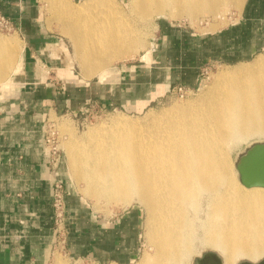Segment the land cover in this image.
<instances>
[{"label": "bare ground", "instance_id": "bare-ground-1", "mask_svg": "<svg viewBox=\"0 0 264 264\" xmlns=\"http://www.w3.org/2000/svg\"><path fill=\"white\" fill-rule=\"evenodd\" d=\"M40 1L65 21L61 33L84 75L104 80L112 76L111 62L145 46L141 31L114 36L120 27L115 19L122 17L109 0ZM243 2L129 0L128 6L145 23L156 15L193 23L200 15L221 18ZM17 39L0 36V90L22 70V58L13 66ZM242 63L220 73L198 102L165 109L146 127L117 117L110 126L90 129L85 140L71 137L66 144L72 178L84 183L85 193L123 207L135 198L146 209V234L156 251L139 264H180L195 248L197 227L200 241L218 249L223 264L264 255V187L242 185L228 160L241 141L264 135V52ZM11 68L14 75L7 77Z\"/></svg>", "mask_w": 264, "mask_h": 264}, {"label": "crops", "instance_id": "crops-1", "mask_svg": "<svg viewBox=\"0 0 264 264\" xmlns=\"http://www.w3.org/2000/svg\"><path fill=\"white\" fill-rule=\"evenodd\" d=\"M1 15L24 39L20 80L29 88L0 100V264H50L55 242L51 204L55 179L66 190L69 257L97 264L132 263L139 249L141 210L132 207L113 216L91 211L71 191L63 160L57 169L49 165L43 138L46 121L52 113L78 109L84 97L97 98L104 91L106 102L141 106L177 83L195 88L200 71L210 61L255 57L264 49V0H244L234 22L208 33L163 22L156 59L121 74L117 83L103 85L104 90L101 83L72 81L68 63L63 67L64 59L45 53L53 41L37 24L35 0H0ZM57 43L55 50L63 54L64 46ZM45 70H56L61 77L49 76Z\"/></svg>", "mask_w": 264, "mask_h": 264}, {"label": "rangeland", "instance_id": "rangeland-1", "mask_svg": "<svg viewBox=\"0 0 264 264\" xmlns=\"http://www.w3.org/2000/svg\"><path fill=\"white\" fill-rule=\"evenodd\" d=\"M73 3H81L83 0H70ZM113 3V7L120 12L121 19H115L116 25H120L118 29L113 31L116 33L114 36H120L126 32H134L135 37H137L138 33L141 31V36L144 39L145 46L140 47L137 51L133 52L131 55H127L121 59H117L111 62L110 67L112 69V76L102 80L98 77L97 74L87 76L82 74L81 66L79 61L77 60L73 45L70 40L61 33V27L63 20L58 19V12L52 11L45 3L40 0H35V14L37 15V24L40 29L43 30L44 34L51 36L53 44L50 43L54 50L56 49V44L62 45L63 54L59 50H49V46L45 53L50 57L60 56L61 59H64V63L66 67L67 63L69 66V71L74 72L78 79H84L85 81H78L75 77V82L84 83L86 81L101 83V88L104 85L106 87L107 83H117L120 79L121 74L125 75L129 70L135 69L138 70L140 66H148L149 62L156 59V54L159 49V41L161 39L160 26L164 23H171L174 26L185 27L186 29L193 31L195 33H208L211 31L219 30L223 27L230 25L237 18L238 13H240L241 9L233 8V6L229 7L224 14L216 19L210 17L209 15H200L198 20H195L193 23H190L185 18H170L163 15H156L151 21L145 23L142 19L138 18V14L133 13L130 10L129 0H109ZM113 8V9H114ZM232 8V9H231ZM89 8L88 10H90ZM93 10V9H91ZM90 10V11H91ZM109 10V9H108ZM236 10V11H235ZM163 16V17H162ZM1 28V27H0ZM80 29V28H79ZM137 35V36H136ZM0 36L2 37H18L19 41V49L18 53H16V63L13 64L15 67L20 58H25L26 48L24 39L18 30H6L0 29ZM134 39L131 40L127 45L134 44ZM65 48V49H64ZM145 48V49H144ZM55 52V53H54ZM264 52V49L261 53ZM146 55V56H145ZM253 58V57H252ZM252 58L244 59L242 61L237 62H225V61H210L206 63L202 70L200 71L199 80L195 88L189 89L182 84H175L170 88L169 92H162V94L153 99V101L148 102L147 104L142 103L141 106H136L135 104H127L122 101L116 102H106L103 98L107 95L106 91L99 92V97L97 98H85L83 99V103L80 105L78 109H68L64 108L63 111H59L57 114L52 113L49 116V122L52 123L54 129L58 132L57 138V146L60 149L61 160L64 162V166L67 172L68 177V185L70 186L71 191L76 192L85 202V205L92 211L100 215H118L132 207H138L142 212V228H141V236L139 240V249L136 259L130 264H139L143 260V258L148 254L152 255L156 249L150 242L146 230V220H147V211L143 205L139 204L135 198L129 205H125L124 207L118 204H114L111 202H106L102 199H95L91 195L84 192V183L82 181L76 180L72 178L71 170L69 167V162L67 159V150L65 148L66 144L70 141V138L76 137L79 140H85L87 135L89 134L90 129H94L97 127H107L110 126L112 121L117 117H124L131 120L138 121L141 127H146L149 122L153 123V115L162 114L166 110H169L175 105H188L196 103L202 97L203 92L206 88H208L215 78L224 71L233 70L245 61H251ZM21 60V59H20ZM1 65V64H0ZM12 66V67H13ZM13 67V69H14ZM23 69V67H22ZM59 71V69H57ZM22 70L14 76L12 82H8L5 89L0 90V100L8 99L13 96H16L19 91L23 89H28L29 86H25L21 83L20 74ZM125 73V74H124ZM13 74V70L8 72V76L10 77ZM14 75V74H13ZM49 76H60L55 72H50L47 74ZM61 77V76H60ZM66 78V76L64 77ZM6 79V78H5ZM65 80V79H64ZM64 80L62 82H64ZM184 86L187 88V92L185 95L180 96V94L176 90H172L178 86ZM209 85V86H208ZM207 86V87H206ZM206 87V88H205ZM104 90V88H102ZM166 109V110H165ZM164 110V111H163ZM66 127V128H65ZM255 142H264V135L262 134H254L250 137L246 138V140L241 141L238 145H236L230 153L228 154V160L230 161L231 168L234 172L235 178L239 181L238 171L236 169V162L239 159L240 155L245 152V150ZM84 143V142H81ZM58 167V166H57ZM57 167L55 169H57ZM59 180V179H58ZM61 181V180H60ZM240 182V181H239ZM63 184V182H62ZM75 185V186H74ZM64 192L66 193L65 186L63 184ZM65 221H64V239L63 236L59 239L55 235L54 246L52 247L53 257L51 259L50 264H55L56 259H60L62 264H97L90 261H81L73 259L69 257L67 253L66 247V238H67V227H66V210H65ZM203 216V215H202ZM145 222V223H144ZM55 229V227H54ZM63 232V231H62ZM203 232L200 227H197L195 232V248L190 256L184 259L180 264H194V260L197 257H200L203 253L207 251H212L217 253L222 259V253L211 246L203 244L200 241ZM57 240V242H56ZM68 255V256H67ZM145 255V256H144ZM264 258L262 255L256 261H251L245 257H240L236 260L235 264H238L241 261L247 260L253 263ZM117 264V263H110ZM143 264V263H142Z\"/></svg>", "mask_w": 264, "mask_h": 264}, {"label": "built area", "instance_id": "built-area-1", "mask_svg": "<svg viewBox=\"0 0 264 264\" xmlns=\"http://www.w3.org/2000/svg\"><path fill=\"white\" fill-rule=\"evenodd\" d=\"M0 29L17 30V27L9 21L5 16H0ZM45 74L49 71L45 70ZM60 77V76H59ZM60 79V78H59ZM176 90L180 96H183L188 91L187 88L180 85L172 89ZM45 123L44 130V150L49 160V165L54 170L61 161L60 149L57 146L58 132L54 129L52 123ZM52 210H53V223L55 227V236L59 239L63 236L64 239V221H65V192L63 184L60 180L55 179L52 186ZM63 231V232H62ZM57 242V240H56Z\"/></svg>", "mask_w": 264, "mask_h": 264}, {"label": "water", "instance_id": "water-1", "mask_svg": "<svg viewBox=\"0 0 264 264\" xmlns=\"http://www.w3.org/2000/svg\"><path fill=\"white\" fill-rule=\"evenodd\" d=\"M236 169L239 181L246 187H264V142L251 144L237 160ZM194 264H223L222 258L215 252L207 251L194 260ZM238 264H264V258L253 263L241 261Z\"/></svg>", "mask_w": 264, "mask_h": 264}]
</instances>
